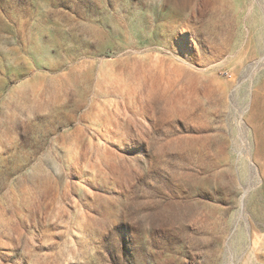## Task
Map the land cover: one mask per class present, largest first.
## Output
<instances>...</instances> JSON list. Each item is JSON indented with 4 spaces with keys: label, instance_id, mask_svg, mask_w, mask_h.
<instances>
[{
    "label": "rangeland",
    "instance_id": "1",
    "mask_svg": "<svg viewBox=\"0 0 264 264\" xmlns=\"http://www.w3.org/2000/svg\"><path fill=\"white\" fill-rule=\"evenodd\" d=\"M0 264H264V0H0Z\"/></svg>",
    "mask_w": 264,
    "mask_h": 264
}]
</instances>
